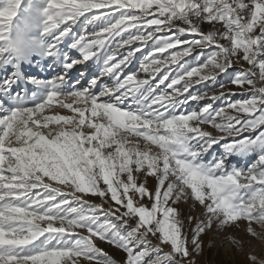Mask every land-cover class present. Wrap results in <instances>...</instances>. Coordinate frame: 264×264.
Here are the masks:
<instances>
[{"label":"rangeland","instance_id":"obj_1","mask_svg":"<svg viewBox=\"0 0 264 264\" xmlns=\"http://www.w3.org/2000/svg\"><path fill=\"white\" fill-rule=\"evenodd\" d=\"M109 1L0 0V264H264V0Z\"/></svg>","mask_w":264,"mask_h":264},{"label":"bare ground","instance_id":"obj_2","mask_svg":"<svg viewBox=\"0 0 264 264\" xmlns=\"http://www.w3.org/2000/svg\"><path fill=\"white\" fill-rule=\"evenodd\" d=\"M54 2L60 7L61 10H63V8H67L68 6L70 7V5L72 6V8H74L75 10H78L79 13L78 15L75 17L74 19V24L72 25L73 27L69 28H65V25L67 24V22L70 19V16L67 17L65 20H63L62 22H58V27L56 29H46L44 31V33L42 35H44L46 37V39L50 40V41H53V42H64L66 39H68L71 31L74 29H78V25L81 21H83L87 15L89 14H94V13H97L98 11L100 10H104V9H109V8H112V7H115L116 5H118L116 2L114 1H109V0H95L94 2H87V1H83V2H78V1H72V0H54ZM201 6V2L197 3L196 7L199 8ZM57 7V6H56ZM102 12V11H101ZM97 17V16H96ZM6 18V17H5ZM89 19V18H88ZM3 20V19H2ZM94 20V19H93ZM129 20V19H127ZM7 21V20H6ZM91 21V20H90ZM126 21V20H125ZM2 22V21H1ZM0 22V24H1ZM73 22V21H72ZM86 23V22H85ZM91 23V22H90ZM4 24V23H3ZM84 24V23H83ZM95 24V23H94ZM92 24V25H94ZM122 24V23H121ZM57 25V24H56ZM120 25V24H119ZM4 26V25H3ZM89 26V24L87 25ZM86 27V25L84 26ZM117 28V27H115ZM85 30V29H84ZM99 31V30H98ZM105 31V30H104ZM103 31V32H104ZM102 32V31H101ZM2 33H5V32H2ZM0 33V36L1 37H4L3 34ZM101 34V33H100ZM99 35V34H98ZM86 36H82V37H79V38H76V44L77 43H80V42H83V39H85ZM149 40V39H148ZM148 40H146V42H148ZM60 43V44H61ZM53 44V43H52ZM58 45V44H57ZM56 45V46H57ZM53 46V45H52ZM51 46V47H52ZM55 46V45H54ZM120 49V48H119ZM118 49V50H119ZM130 52V51H129ZM135 53V52H134ZM124 55V54H123ZM133 55V54H132ZM117 56V55H116ZM132 57V56H130ZM135 57V55H134ZM175 60V59H174ZM162 64L163 63H169V64H174L176 63L177 61H167V60H161ZM120 66V64H114L112 65L110 68L111 69H114L116 70L118 67ZM122 68V67H121ZM126 69L127 68H122L121 72L119 73L120 74V77H126ZM147 70V69H146ZM109 71V70H108ZM137 73V72H136ZM141 73V72H140ZM149 73V72H148ZM146 74V73H145ZM150 74V73H149ZM110 75L109 73L106 74V76ZM138 75V74H137ZM144 75V74H143ZM142 76V75H141ZM134 77V76H133ZM136 77V76H135ZM139 77V76H138ZM143 77V76H142ZM143 79V78H142ZM149 79V77H148ZM97 79L94 80L93 84L92 85H96L97 84ZM145 80V79H144ZM126 81V80H125ZM124 81V82H125ZM137 81V80H136ZM148 81V80H147ZM138 82V81H137ZM149 83V82H148ZM191 86V85H189ZM188 86V87H189ZM157 88V87H156ZM186 92V88L182 89L181 91L179 90L177 93L179 94H184ZM188 92V91H187ZM184 97V96H183ZM161 98V97H160ZM164 98V97H163ZM169 98V97H167ZM181 99V98H180ZM200 101L202 98H198ZM186 100V99H185ZM155 102L156 104H162L164 102L161 101V99L157 100V101H153ZM189 101L186 102V104H188Z\"/></svg>","mask_w":264,"mask_h":264}]
</instances>
